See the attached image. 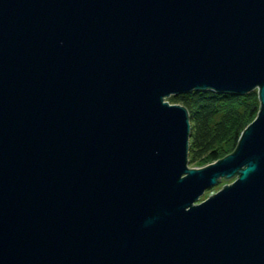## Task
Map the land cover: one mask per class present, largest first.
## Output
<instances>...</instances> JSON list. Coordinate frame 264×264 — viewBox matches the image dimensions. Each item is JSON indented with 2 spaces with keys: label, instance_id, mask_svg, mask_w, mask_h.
Wrapping results in <instances>:
<instances>
[{
  "label": "water",
  "instance_id": "obj_1",
  "mask_svg": "<svg viewBox=\"0 0 264 264\" xmlns=\"http://www.w3.org/2000/svg\"><path fill=\"white\" fill-rule=\"evenodd\" d=\"M253 90L190 166L168 98ZM0 264H264V0H0Z\"/></svg>",
  "mask_w": 264,
  "mask_h": 264
},
{
  "label": "trees",
  "instance_id": "obj_2",
  "mask_svg": "<svg viewBox=\"0 0 264 264\" xmlns=\"http://www.w3.org/2000/svg\"><path fill=\"white\" fill-rule=\"evenodd\" d=\"M168 101L188 110L191 125L188 161L195 167H203L231 153L241 131L259 109L256 90L245 95L192 91L172 95Z\"/></svg>",
  "mask_w": 264,
  "mask_h": 264
},
{
  "label": "rangeland",
  "instance_id": "obj_3",
  "mask_svg": "<svg viewBox=\"0 0 264 264\" xmlns=\"http://www.w3.org/2000/svg\"><path fill=\"white\" fill-rule=\"evenodd\" d=\"M233 181V179L225 180L222 179L217 185L209 187L207 190H205L204 194L200 197L199 202L206 199L209 195L214 194L217 192L224 184H230Z\"/></svg>",
  "mask_w": 264,
  "mask_h": 264
}]
</instances>
